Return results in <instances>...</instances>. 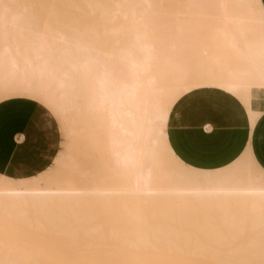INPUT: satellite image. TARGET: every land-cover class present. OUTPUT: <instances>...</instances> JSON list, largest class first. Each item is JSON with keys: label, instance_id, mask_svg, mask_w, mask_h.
<instances>
[{"label": "bare ground", "instance_id": "obj_1", "mask_svg": "<svg viewBox=\"0 0 264 264\" xmlns=\"http://www.w3.org/2000/svg\"><path fill=\"white\" fill-rule=\"evenodd\" d=\"M206 88L264 113L260 0H0V95L42 99L69 139L36 185L0 180V264H264V177L241 153L200 186L167 141Z\"/></svg>", "mask_w": 264, "mask_h": 264}, {"label": "crops", "instance_id": "obj_2", "mask_svg": "<svg viewBox=\"0 0 264 264\" xmlns=\"http://www.w3.org/2000/svg\"><path fill=\"white\" fill-rule=\"evenodd\" d=\"M166 135L174 154L190 167L219 169L242 153L247 169L264 177V113L249 121L242 104L224 91L198 89L180 97L170 110ZM60 143L58 121L42 104L28 98L0 102V180L22 184L21 179L43 173Z\"/></svg>", "mask_w": 264, "mask_h": 264}, {"label": "rangeland", "instance_id": "obj_3", "mask_svg": "<svg viewBox=\"0 0 264 264\" xmlns=\"http://www.w3.org/2000/svg\"><path fill=\"white\" fill-rule=\"evenodd\" d=\"M199 21L200 22H204L205 20H204V17H200L199 18ZM229 53H231V54H229ZM233 56V52H228V54H227V56H226V59H227V62H231V64H235V65H238L239 66V68L240 67H242L243 65V63H242V61L241 60H236V59H234V57H232ZM233 59L236 61V63H235V61H233ZM237 59H239V58H237ZM242 65V66H241ZM237 66V67H238ZM11 98H28V99H32V100H34V101H36V102H38V103H40V104H42L44 107H46L53 115H54V117L57 119V121H58V124H59V127H60V133H61V143H60V149H59V153L57 154V156H56V158L54 159V161H53V163H52V165L46 170V171H44L43 173H41V174H39V175H37V176H34V177H30V178H26V179H21V183L22 184H31V183H33V184H35L36 185V183H37V181H39V180H41V179H43L44 177H46L49 173H51V172H55L57 169H58V165H59V163H60V161H61V158H62V153L65 151V144H66V142H68L69 141V139L67 138V136H66V132H65V128H64V126H63V124H62V122H61V119L59 118V116H58V114L47 104V103H45L44 101H42V100H40V99H37V98H34V97H31V96H27V95H22V94H11V95H6V96H2V95H0V102L1 101H4V100H7V99H11ZM161 157L163 158L164 157V159H163V165L165 166V167H167V168H173V167H175L174 165H175V161H173V160H165V158H166V156H165V154H161ZM240 157V156H239ZM93 160H91V162L89 163V164H80L77 168H76V173H78V172H80V171H85V170H91L92 169V164H93V162H92ZM108 164L110 165L111 164V162L109 161L108 162ZM205 170H201V171H199V172H197L196 173V175H195V178H196V180H197V182H198V184L201 186H204V179H203V172H204ZM1 176L2 175H0V178H1ZM78 177V179L75 181V183L76 184H79L80 183V181H84L85 180V178L84 177H80V175H78L77 176ZM202 178V179H201ZM87 179V178H86ZM41 185H43L42 183H41ZM163 187H165L166 185L165 184H163L162 185ZM29 214H32V213H29ZM202 214H204V213H202ZM199 215H201V213H199ZM205 215H215V213H213V212H210V211H207L206 212V214ZM3 218V217H2ZM1 219V218H0ZM7 220V222L6 223H8L9 225H10V223L8 222L10 219H6ZM12 220V219H11ZM1 221H3V223H5L4 222V220H2L1 219ZM32 221V220H31ZM12 223H14V221H12ZM7 224V225H8ZM0 225H2V223L0 224ZM3 225H5V224H3ZM7 225H6V228L8 229V228H10V226L9 227H7ZM1 228V227H0ZM5 227H2V229H4ZM14 229H16V228H14ZM21 230H22V228H20ZM29 228H27V231H29L30 232V230H28ZM30 229H32V228H30ZM36 228H34V231H36V232H38V230L36 229ZM38 229H41V228H38ZM57 228H55V230H56ZM60 229V228H59ZM1 230V229H0ZM11 231H13V229H10ZM18 230V229H17ZM26 230V229H25ZM33 230V229H32ZM46 230H48V229H46ZM50 230H52V229H50ZM65 230V229H64ZM5 231H9V229L8 230H6L5 229ZM14 231H16V230H14ZM43 231H45V230H43ZM58 231V230H57ZM60 231H63L62 229H60ZM26 232V231H25ZM32 232V231H31ZM39 232H40V230H39ZM222 236H228V233L226 232V230H224V231H222ZM179 261L180 262H182V263H198V264H200V263H203V262H207V261H205V260H191V259H189V258H187L184 254H180V256H179Z\"/></svg>", "mask_w": 264, "mask_h": 264}]
</instances>
